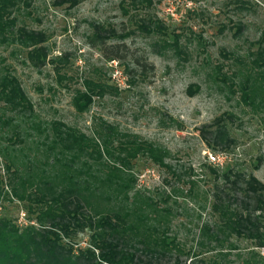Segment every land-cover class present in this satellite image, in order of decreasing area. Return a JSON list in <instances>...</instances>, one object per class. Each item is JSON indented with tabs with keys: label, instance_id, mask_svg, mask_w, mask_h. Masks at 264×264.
<instances>
[{
	"label": "rangeland",
	"instance_id": "obj_1",
	"mask_svg": "<svg viewBox=\"0 0 264 264\" xmlns=\"http://www.w3.org/2000/svg\"><path fill=\"white\" fill-rule=\"evenodd\" d=\"M148 1L85 0L68 9L53 5L54 0H32L30 7H21L16 14L18 26L46 35V62L34 68L24 52L0 44V72L6 68L19 80L33 105L31 122L41 131L51 122H60L92 137L105 122L168 153L164 163L179 178L143 157L132 163L130 172L134 179L128 192L130 208L139 194L156 202L159 211L167 210L160 213L164 219L159 226L168 229L177 249L171 247L155 264H264V248L256 247L254 240L229 236L226 230H201L204 226L214 230L219 223L218 212L211 208L214 194L224 203L234 198L232 207L242 209L244 195L222 177L228 169L264 184V109H253L240 100L246 68L256 53L253 43L264 32V0ZM143 23L149 32L139 28ZM95 25L112 29L115 37L108 43L125 44L129 57H142L150 70L130 79L125 71L130 61H105L88 44ZM164 42H177V48ZM55 59H61V84L51 63ZM84 78L118 92L96 98L89 110L77 113L71 101ZM12 117L10 112L5 114V119ZM11 124L0 126V170L8 164L1 156L5 152L23 180L43 173V180L55 185L61 167L52 168L54 163L45 159L44 152L49 144L45 137L51 139L53 134L39 133L31 125L26 130L16 117ZM15 125L20 126L19 140L11 145L6 139ZM206 153L225 154L228 159L223 167H214L207 164ZM80 167L76 162L72 170ZM37 181L33 177L31 183ZM92 201V208H118L114 200ZM24 210L16 201L6 202L0 205V216L22 228L28 225ZM255 216L264 236V213ZM78 240L84 247L86 239Z\"/></svg>",
	"mask_w": 264,
	"mask_h": 264
},
{
	"label": "trees",
	"instance_id": "obj_2",
	"mask_svg": "<svg viewBox=\"0 0 264 264\" xmlns=\"http://www.w3.org/2000/svg\"><path fill=\"white\" fill-rule=\"evenodd\" d=\"M31 1L0 0V44L24 52L26 62L39 68L48 56L43 47L47 37L43 32L18 26L16 16L21 7H30ZM83 1L54 0L53 5L72 9ZM146 1L150 3L143 0ZM92 28L88 44L97 49L105 61L122 64L130 61L125 67L130 79L136 78L137 74L144 76L150 70L151 66L142 57H129L125 44L108 43L115 37L112 29L106 30L101 25ZM139 28L150 31L144 23ZM155 29L159 30L158 25ZM164 45L177 48V42L171 45L164 42ZM253 45L257 47L256 53L250 68H246L248 74L240 86V100L253 109H264V32ZM51 63H54L61 84L64 80L60 74L61 59ZM109 92L118 90L93 78H84L71 103L77 113H83L96 98H103ZM0 104L3 105L0 126H11L15 117L26 125V130L29 125L34 126L31 122L33 105L19 80L6 68L0 72ZM7 112L15 117L5 119ZM19 127L12 126L13 135L6 139L11 145L19 140ZM31 128L42 134L50 130L53 134L51 139L45 137L49 141L44 151L45 159L54 163L52 168L61 167L60 174L55 185L44 181L43 173L23 180L12 168L10 154L1 153L8 164H4L2 172L0 170V205L12 201L23 205L28 225L20 228L12 220L0 216V264H155L172 248L177 249L174 238H169L168 229L159 226L164 219L160 213L165 214L167 210L159 211L156 202L139 194H135L134 207L131 209L129 205L128 192L134 185L130 172L132 163L139 157L167 170L172 178H179L164 163L168 156L165 150L135 135L119 132L105 122L94 129L92 137L60 122H51L43 131L40 126ZM51 153L54 156L50 157ZM76 162H80L81 167L74 171L72 167ZM33 177L38 183H31ZM222 177L232 189L244 195L242 209L232 207L230 202L235 201L234 198L224 203L214 194L211 208L213 213L218 212L219 223L214 224V230L207 226L201 230L209 233L226 230L229 236L254 240L256 247L264 248V236L259 232V220L255 216L264 213V184L252 175L244 176L232 169ZM94 199H100L104 204L114 200L118 208L107 205L92 208ZM151 221L156 225L150 226ZM79 238L86 239L84 247L80 246ZM213 239L218 241L216 234Z\"/></svg>",
	"mask_w": 264,
	"mask_h": 264
},
{
	"label": "built area",
	"instance_id": "obj_3",
	"mask_svg": "<svg viewBox=\"0 0 264 264\" xmlns=\"http://www.w3.org/2000/svg\"><path fill=\"white\" fill-rule=\"evenodd\" d=\"M205 159L208 165L214 167H223L224 162L228 159V156L225 154H211L206 153Z\"/></svg>",
	"mask_w": 264,
	"mask_h": 264
}]
</instances>
